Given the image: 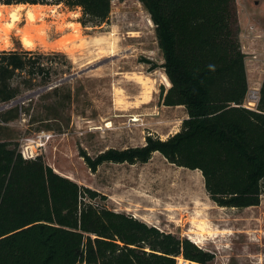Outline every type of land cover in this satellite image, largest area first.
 Instances as JSON below:
<instances>
[{"label":"rangeland","instance_id":"rangeland-1","mask_svg":"<svg viewBox=\"0 0 264 264\" xmlns=\"http://www.w3.org/2000/svg\"><path fill=\"white\" fill-rule=\"evenodd\" d=\"M33 6L0 2V25L8 31L0 53L44 55L40 63L51 74L16 75L18 95L0 103V142L16 144L21 154L36 149L56 173L98 192L93 202L99 207L181 239L192 241L193 231L199 243L192 242L215 256L211 264H264V194L251 209L219 207L200 171L173 165L160 153L147 163H105L96 172L82 156L144 146L148 135L165 140L188 117L185 107L163 104L171 83L163 80L156 27L140 0H113L109 21L87 26L81 8ZM236 8L247 77L261 81L264 0H236ZM25 33L32 48L22 43Z\"/></svg>","mask_w":264,"mask_h":264},{"label":"trees","instance_id":"trees-1","mask_svg":"<svg viewBox=\"0 0 264 264\" xmlns=\"http://www.w3.org/2000/svg\"><path fill=\"white\" fill-rule=\"evenodd\" d=\"M13 5L81 8V23L108 22L113 0H0ZM156 27L171 87L163 104L185 107L179 132L146 137L140 147L111 148L92 158L105 163H147L155 153L202 173L219 207L246 209L264 194V81L257 110L249 92L236 0H140ZM44 55L0 53V103L18 95L17 74L50 75ZM153 68H156L153 65ZM99 193L56 173L39 156L26 160L17 145L0 142V264H211L196 243L165 233L125 213L94 204Z\"/></svg>","mask_w":264,"mask_h":264},{"label":"bare ground","instance_id":"bare-ground-1","mask_svg":"<svg viewBox=\"0 0 264 264\" xmlns=\"http://www.w3.org/2000/svg\"><path fill=\"white\" fill-rule=\"evenodd\" d=\"M35 7H38V5H34ZM33 6V7H34ZM8 10V9H7ZM6 10V11H7ZM16 10V9H15ZM3 13H5V12H3ZM16 12H11L10 13V18L11 19H13V21H17V20H19V17L17 16L18 14H15ZM18 13V12H17ZM9 17V16H8ZM2 18H3V16H2V14H0V20H2ZM28 18H29V20L30 21H35L36 19H37V14L36 13H29L28 14ZM1 22V21H0ZM7 35L8 34V31L6 30V28H4L2 25H0V43H2L3 42V39H2V36L3 35ZM4 37V36H3ZM22 43H23V45H24V47H26V48H32L33 46H34V41H33V39L31 38V36L30 35H28V33H25L24 34V36L22 37ZM163 80L164 81H166V82H170L169 80H168V78L167 77H163ZM169 86H170V83L168 84ZM136 121H137V119H136ZM251 208H253V207H250V208H248V209H251ZM189 237H190V239L192 240V241H196V242H198L197 240H196V237H195V233L193 232V231H190L189 232ZM199 243V242H198Z\"/></svg>","mask_w":264,"mask_h":264},{"label":"built area","instance_id":"built-area-1","mask_svg":"<svg viewBox=\"0 0 264 264\" xmlns=\"http://www.w3.org/2000/svg\"><path fill=\"white\" fill-rule=\"evenodd\" d=\"M248 97L246 102L244 103V105L248 108L257 110L258 108V104L260 101V91L259 89H251L248 92ZM39 148V147H38ZM38 152L36 151V149L32 148L30 152H22V156L24 159L26 160H32L37 158ZM179 264H190L189 262L185 261L183 258H178Z\"/></svg>","mask_w":264,"mask_h":264},{"label":"crops","instance_id":"crops-1","mask_svg":"<svg viewBox=\"0 0 264 264\" xmlns=\"http://www.w3.org/2000/svg\"><path fill=\"white\" fill-rule=\"evenodd\" d=\"M253 77H251L250 74H248V85H249V90L251 89H259L260 91V88L262 86V83L264 81V74L262 75V78H261V81L260 79H256V76L257 75H252ZM258 78V77H257ZM259 80V81H257ZM259 82V83H258Z\"/></svg>","mask_w":264,"mask_h":264}]
</instances>
